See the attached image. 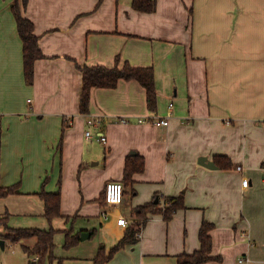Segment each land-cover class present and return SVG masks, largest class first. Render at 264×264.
Listing matches in <instances>:
<instances>
[{
	"label": "crops",
	"instance_id": "0c3cea01",
	"mask_svg": "<svg viewBox=\"0 0 264 264\" xmlns=\"http://www.w3.org/2000/svg\"><path fill=\"white\" fill-rule=\"evenodd\" d=\"M132 1L27 0L23 15L43 54L28 85L13 0H0V183L19 184L0 198V214L9 212V224L43 217L36 193L48 177L46 190H60L61 214L70 217H57L63 228L72 222L96 238L87 257L74 250L65 261L94 264L98 244L108 250L123 236V215L138 223V241L103 264H178L177 255L199 248L204 220L214 224L211 253L221 257L208 264H264V0H154L151 12ZM116 56L119 65L153 68L156 111L144 88L125 79L93 88L88 112L79 111L78 67L113 66ZM89 118L99 122L89 126ZM161 118L168 124L150 121ZM137 154L144 169L125 186L126 158ZM216 155L234 167H218ZM108 182L123 185L121 204L98 200ZM180 194L184 208L169 220L135 218L136 207H163L161 197Z\"/></svg>",
	"mask_w": 264,
	"mask_h": 264
},
{
	"label": "trees",
	"instance_id": "16d2710c",
	"mask_svg": "<svg viewBox=\"0 0 264 264\" xmlns=\"http://www.w3.org/2000/svg\"><path fill=\"white\" fill-rule=\"evenodd\" d=\"M27 0H13L11 11L14 15L17 31L22 41V59H23V76L26 84H33L34 80V61L43 56L42 51L38 45V38L34 34L33 23L30 19L23 15ZM132 6L140 11H154V0H133ZM120 59L116 56V61L113 66L105 65H82L79 70L82 74V84L79 96V111L87 113L89 109L91 90L95 87L100 88H114L120 79L136 80L145 90L146 105L150 111L157 109V93L154 81V72L151 66H133L127 61H123L119 65ZM65 126V124H64ZM214 162L222 169L233 168L234 165L226 155L214 156ZM144 169V158L141 155L128 156L125 161L123 172V183L125 186L131 185L133 182L134 173L141 172ZM48 177H45L40 190L36 193L43 202L44 213L43 217L51 222L54 218L63 217L64 220L70 219L68 216L61 214V192L48 191L45 185ZM18 183L3 186L0 183V198L9 194L18 193ZM105 189L99 201L105 202ZM164 206H159V203L153 201L144 203L135 208V218H147L148 214L161 213L165 220H169L173 213L184 208L183 196H163ZM10 214L5 212L0 214V226L3 227V233L0 232V237L8 240L11 243H17L21 240L34 239L33 245L22 244L23 251L28 257L37 256L34 261L30 260L28 264H44L46 259L50 261L56 259L54 255V237L59 231L64 232L65 249L71 248L80 242V232H74L72 226L66 229H57L53 226L48 228L40 227H18L9 224ZM72 224V223H71ZM214 224L208 221H202L199 231L198 239L200 246L192 253H181L176 256L178 264H208L212 260H220V255H213L212 252V237L210 234ZM139 231L138 223L134 222L128 224L123 232V236L117 241L116 244L111 246L108 250L105 246L100 244L96 255L93 257L94 264H103L113 258L118 250L121 248L132 245L138 241L137 233ZM61 258L58 259V264H61Z\"/></svg>",
	"mask_w": 264,
	"mask_h": 264
},
{
	"label": "rangeland",
	"instance_id": "374dc122",
	"mask_svg": "<svg viewBox=\"0 0 264 264\" xmlns=\"http://www.w3.org/2000/svg\"><path fill=\"white\" fill-rule=\"evenodd\" d=\"M91 129V128H90ZM93 131V129H91ZM18 219V218H16ZM63 219V218H62ZM61 218H56L51 222H48L45 218L42 216L40 217H24L20 218L18 220L11 221L10 224L12 226H36L40 228H48L49 226H53L54 228L61 229L63 228L64 221ZM72 223V222H71ZM71 223L69 224L71 226ZM78 225L79 223H75ZM68 225V226H69ZM69 226V227H70ZM3 227L0 226V232L2 231ZM81 234V233H80ZM3 237H0V239ZM96 238H89L84 239L82 242H79L80 244L76 246L75 248H68L65 249L63 247L64 243V232H57L54 237L55 247H54V255L56 259L50 261L49 259H46L44 264H58V259L61 258V264H74L76 261H65L66 256L72 254L73 251L76 250L77 254L80 253V256L87 257L89 254V248L95 243ZM32 241H28L30 244ZM100 244H98L99 246ZM98 248V247H97ZM75 254V253H74ZM34 259H37V256L34 257ZM0 264H28V255L23 251L20 243H11L7 241L6 246L4 248L0 247Z\"/></svg>",
	"mask_w": 264,
	"mask_h": 264
},
{
	"label": "built area",
	"instance_id": "2783aa9c",
	"mask_svg": "<svg viewBox=\"0 0 264 264\" xmlns=\"http://www.w3.org/2000/svg\"><path fill=\"white\" fill-rule=\"evenodd\" d=\"M170 106H172L171 103H170ZM121 121L123 123L127 122V120L124 118L121 119ZM139 121H141V120H139ZM150 121L152 123H154L155 125H158V126L159 125L163 126V125L168 124V120L166 118L150 119ZM98 122H99V120L95 119V118H89L87 120V124L89 126L96 125ZM85 135L87 138H90L91 137L90 131H86ZM97 140L100 141L101 143H105L106 137L103 133L99 132L97 134ZM236 169L238 171H242L243 168H242V166L237 165ZM241 184L243 187L248 186L249 179L247 177H242ZM104 198H105V203L107 205H119V204H121L123 201V198H124V187H123V185L120 182H108L105 186V197ZM143 221L144 220L142 219L141 222H143ZM116 223H117V225L122 226V227H126L128 225L127 219L123 215L116 218ZM137 235L139 236L140 233H137Z\"/></svg>",
	"mask_w": 264,
	"mask_h": 264
},
{
	"label": "water",
	"instance_id": "95a60500",
	"mask_svg": "<svg viewBox=\"0 0 264 264\" xmlns=\"http://www.w3.org/2000/svg\"><path fill=\"white\" fill-rule=\"evenodd\" d=\"M198 162L202 165H205L206 167H210V168L216 167V165L213 162H205L204 157H200ZM155 202H156V200H155ZM89 236H90V232H82L80 234V239L84 240V239L88 238ZM4 242H5L4 239H0V247L1 248H4Z\"/></svg>",
	"mask_w": 264,
	"mask_h": 264
}]
</instances>
